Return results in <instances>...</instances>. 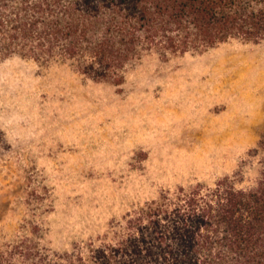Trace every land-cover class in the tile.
<instances>
[{
    "label": "rangeland",
    "instance_id": "rangeland-1",
    "mask_svg": "<svg viewBox=\"0 0 264 264\" xmlns=\"http://www.w3.org/2000/svg\"><path fill=\"white\" fill-rule=\"evenodd\" d=\"M263 161L264 42L148 54L122 86L0 58V264L98 241L178 186L254 187Z\"/></svg>",
    "mask_w": 264,
    "mask_h": 264
},
{
    "label": "trees",
    "instance_id": "trees-1",
    "mask_svg": "<svg viewBox=\"0 0 264 264\" xmlns=\"http://www.w3.org/2000/svg\"><path fill=\"white\" fill-rule=\"evenodd\" d=\"M264 42V0H0V58L69 65L122 86L148 54ZM226 176L163 191L72 251L26 248L32 264H264V161L254 187Z\"/></svg>",
    "mask_w": 264,
    "mask_h": 264
},
{
    "label": "bare ground",
    "instance_id": "bare-ground-1",
    "mask_svg": "<svg viewBox=\"0 0 264 264\" xmlns=\"http://www.w3.org/2000/svg\"><path fill=\"white\" fill-rule=\"evenodd\" d=\"M242 61H243V60H242ZM242 61H240V62H242ZM247 61L249 62V60H247ZM252 61H253V59H252ZM245 63H246V62H245ZM238 64H239V63H238ZM238 64H237V65H238ZM240 64H241V63H240ZM242 65H244V64H242ZM251 65H252V64H251ZM248 67H249V64H248ZM252 68H253V67H252ZM252 68H251V69H252ZM243 69H245V68H243ZM251 69H250V70H251ZM247 70H248V69H247ZM247 70H246L245 72H247ZM237 71H238V70H237ZM240 72H241V71H240Z\"/></svg>",
    "mask_w": 264,
    "mask_h": 264
}]
</instances>
